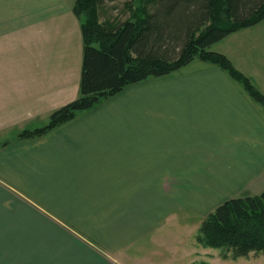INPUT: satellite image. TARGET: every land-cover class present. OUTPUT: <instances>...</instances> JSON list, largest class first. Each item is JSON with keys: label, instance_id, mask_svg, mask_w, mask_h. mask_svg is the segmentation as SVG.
<instances>
[{"label": "crops", "instance_id": "0c3cea01", "mask_svg": "<svg viewBox=\"0 0 264 264\" xmlns=\"http://www.w3.org/2000/svg\"><path fill=\"white\" fill-rule=\"evenodd\" d=\"M74 2L0 0V264H144L163 227L196 237L218 205L264 190V105L197 58L17 139L79 94ZM227 57L264 94V74Z\"/></svg>", "mask_w": 264, "mask_h": 264}, {"label": "trees", "instance_id": "16d2710c", "mask_svg": "<svg viewBox=\"0 0 264 264\" xmlns=\"http://www.w3.org/2000/svg\"><path fill=\"white\" fill-rule=\"evenodd\" d=\"M103 2L75 0L73 5L83 40L77 98L54 110L45 125L20 131L17 139L43 136L127 85L171 74L196 58L220 67L264 105V94L247 75L224 53L207 49L263 21L264 0H138L136 15L119 23L99 21ZM195 239L220 250L222 258L264 253V190L218 205L203 218Z\"/></svg>", "mask_w": 264, "mask_h": 264}, {"label": "rangeland", "instance_id": "374dc122", "mask_svg": "<svg viewBox=\"0 0 264 264\" xmlns=\"http://www.w3.org/2000/svg\"><path fill=\"white\" fill-rule=\"evenodd\" d=\"M131 3L132 5H130ZM153 4L151 2L148 9H151ZM137 7H139L138 0H104L98 10L99 21L122 22L136 15ZM52 30L55 31V29ZM207 49L224 53L242 69L256 73L253 70L256 68L264 74V22L262 21L257 27L233 32L222 40L211 44ZM256 80L263 84L264 76L260 79L256 78ZM183 213H193V211L188 210ZM193 220L195 219H188V223ZM167 230V227H163L162 244L156 245V249L148 248L146 243L148 250H156V253L153 256L150 251L144 252L142 255L145 258L152 255L148 262L147 259L143 260L144 264H264V253L251 252L247 256L222 258L220 250L203 247L196 243L195 235L187 233L188 229L185 226L172 227L169 231ZM169 237L168 243L164 241Z\"/></svg>", "mask_w": 264, "mask_h": 264}]
</instances>
